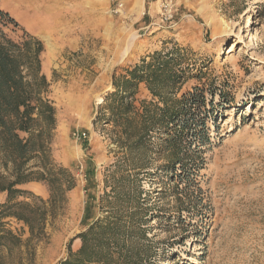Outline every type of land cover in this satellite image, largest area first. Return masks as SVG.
Wrapping results in <instances>:
<instances>
[{
  "label": "rangeland",
  "instance_id": "rangeland-1",
  "mask_svg": "<svg viewBox=\"0 0 264 264\" xmlns=\"http://www.w3.org/2000/svg\"><path fill=\"white\" fill-rule=\"evenodd\" d=\"M161 1L0 0V9L44 43L43 71L58 120L53 156L77 178L63 214L36 244L34 264H59L70 243L73 250L80 247L77 234L100 215L97 197L118 148L110 138L112 126L94 120L99 98L113 90V75L174 45L185 48L196 73H203L202 81L192 78L184 90L198 84L218 89L213 110L222 117L218 127L210 123L212 144L198 176L200 189L191 184L182 205L173 197L159 201L173 209L171 224L154 230L167 250L159 264H264V0H174V18L167 22L161 21ZM45 23L75 34L59 40L43 29ZM129 37L134 42L122 58ZM107 46L118 53L107 54ZM137 98L138 104L151 99L144 83ZM93 166L96 182L88 185L86 172ZM144 186L154 194L161 189ZM24 187L49 197L43 182ZM92 196L97 200L85 216ZM5 199L1 193L0 202ZM178 207L186 216L192 213L191 224L180 223ZM22 225L12 222L16 229Z\"/></svg>",
  "mask_w": 264,
  "mask_h": 264
},
{
  "label": "trees",
  "instance_id": "trees-1",
  "mask_svg": "<svg viewBox=\"0 0 264 264\" xmlns=\"http://www.w3.org/2000/svg\"><path fill=\"white\" fill-rule=\"evenodd\" d=\"M44 49L40 38L0 9V194H6L0 202V264H34L36 244L77 185L73 171L53 156L58 120L43 71ZM187 52L179 45L155 50L113 75V90L94 123L112 126L118 158L106 167L103 194L90 197L85 209L88 216L97 200L100 215L77 234L80 247L73 250L70 243L59 264H159L167 252L154 230L171 224L173 209L159 201L173 197L182 205L191 184L200 189L198 176L212 144L210 123L218 127L222 117L213 110L218 89L198 84L184 90L190 79L203 78ZM142 83L151 99L138 104ZM95 177L93 166L86 172L88 185ZM30 182L47 184L49 197L26 189ZM145 183L159 184L160 192ZM177 212L181 224H191L192 213L186 216L179 207ZM13 220L22 227L13 228Z\"/></svg>",
  "mask_w": 264,
  "mask_h": 264
},
{
  "label": "bare ground",
  "instance_id": "bare-ground-1",
  "mask_svg": "<svg viewBox=\"0 0 264 264\" xmlns=\"http://www.w3.org/2000/svg\"><path fill=\"white\" fill-rule=\"evenodd\" d=\"M58 14V13H57ZM56 16V15H55ZM61 17H62V19H65L66 20V18H69L68 17V15H61ZM73 19V18H72ZM56 20V19H55ZM76 20V19H75ZM60 21H62L61 20V18L60 17H58V19L56 20V24H58ZM54 22V21H53ZM50 23V22H49ZM55 23V22H54ZM42 24H43V22H42ZM41 29H42V27H41ZM43 29L44 30H46L47 32H49V33H51L53 36L55 35V37H57L59 40H62V41H66L67 42V40H66V37L68 38V36H73L74 34H75V31L72 29V28H69V29H67V28H65V29H58V28H56L55 26L53 27V26H49L48 25V27H47V24L45 23L44 24V27H43ZM69 40V39H68ZM110 43H111V41H109ZM116 42V41H115ZM134 42V37H129V39L126 41V43H125V48H124V53H123V56H122V58H124V56H126V54L129 52V50H130V47H131V45H132V43ZM113 43V42H112ZM119 43V42H118ZM109 44V43H108ZM120 44V43H119ZM112 47H113V45H112ZM118 46H116V48H117ZM116 53H118V49H115L114 50ZM114 51H113V48H111V47H109V46H107V48H106V53L107 54H110V53H112L113 55H114ZM74 97V96H73ZM76 99V98H75ZM103 101V98H99V102H102ZM76 104H77V102H76Z\"/></svg>",
  "mask_w": 264,
  "mask_h": 264
},
{
  "label": "built area",
  "instance_id": "built-area-1",
  "mask_svg": "<svg viewBox=\"0 0 264 264\" xmlns=\"http://www.w3.org/2000/svg\"><path fill=\"white\" fill-rule=\"evenodd\" d=\"M161 8V21L167 22L172 21L174 18L175 3L174 0H162L160 3ZM86 136V133H83Z\"/></svg>",
  "mask_w": 264,
  "mask_h": 264
},
{
  "label": "crops",
  "instance_id": "crops-1",
  "mask_svg": "<svg viewBox=\"0 0 264 264\" xmlns=\"http://www.w3.org/2000/svg\"><path fill=\"white\" fill-rule=\"evenodd\" d=\"M28 184H39V182H30V183H28Z\"/></svg>",
  "mask_w": 264,
  "mask_h": 264
}]
</instances>
